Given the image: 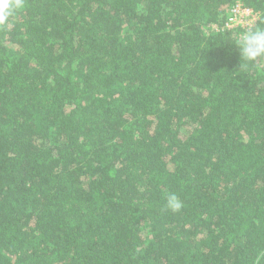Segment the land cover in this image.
Segmentation results:
<instances>
[{"label":"trees","instance_id":"trees-1","mask_svg":"<svg viewBox=\"0 0 264 264\" xmlns=\"http://www.w3.org/2000/svg\"><path fill=\"white\" fill-rule=\"evenodd\" d=\"M9 3L0 264H264V0Z\"/></svg>","mask_w":264,"mask_h":264},{"label":"clouds","instance_id":"clouds-1","mask_svg":"<svg viewBox=\"0 0 264 264\" xmlns=\"http://www.w3.org/2000/svg\"><path fill=\"white\" fill-rule=\"evenodd\" d=\"M17 5L9 3V0H0V24H4ZM258 23L249 26L241 34L235 45L239 49L241 60L247 64L257 62V58L264 60V13L257 14ZM166 205L172 211H178L182 204L175 193H169L166 197Z\"/></svg>","mask_w":264,"mask_h":264},{"label":"built area","instance_id":"built-area-1","mask_svg":"<svg viewBox=\"0 0 264 264\" xmlns=\"http://www.w3.org/2000/svg\"><path fill=\"white\" fill-rule=\"evenodd\" d=\"M257 15L249 9L243 8L240 3L236 4L230 11L225 23L224 30H233L241 27L246 29L255 24Z\"/></svg>","mask_w":264,"mask_h":264}]
</instances>
